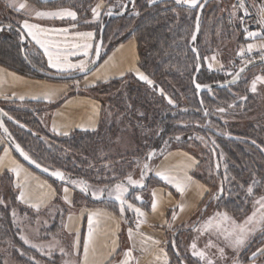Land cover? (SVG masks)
Returning <instances> with one entry per match:
<instances>
[{"label":"trees","instance_id":"obj_1","mask_svg":"<svg viewBox=\"0 0 264 264\" xmlns=\"http://www.w3.org/2000/svg\"><path fill=\"white\" fill-rule=\"evenodd\" d=\"M31 1L37 3L35 0ZM146 1L135 0L133 8L128 9L126 14L120 18L108 19L103 17V14L100 22L97 24V39L100 26L104 24V46L107 39L111 38L109 37V29L116 23L118 30L112 37V42L115 44L133 38L137 44L138 64L141 69L158 82L166 93L174 95L181 90L183 95L182 102H178L176 107H170L164 103V99L161 96L154 93L153 89L147 88L144 84H136L132 76H129L128 78L108 82L92 90V94L97 97L95 91L100 89V87H103V91L108 92V90H117L122 85L119 91L110 99V113L107 112L109 114H106V117L102 115V105L100 123L94 132H77L65 138L48 136V134L42 133L50 141H57V139L59 141L57 146L52 145V143L48 146L40 141L41 137L39 135L41 134L37 132L40 123L36 112L28 110L16 111L4 108L3 110L13 121H7L6 126L7 128L8 126L14 127L12 130L8 128L9 132L22 149L29 154L32 160L52 171H61L66 180L64 184H67L71 179H78L84 181L88 187L92 185L90 179L108 176L107 162L111 159L114 160L118 156L119 152L117 149L119 148H116V140L121 137H129L134 143L135 141H140L138 142L140 145H145V163L149 152H154L153 159H156L161 157L173 143L183 144L186 137L190 135L198 136L200 139L203 138L202 140L208 146L212 161L213 163L215 162L213 169L215 177L219 178L218 194L219 188L222 187L223 189L221 198L217 197L218 202L224 208L229 206V204H234L229 200L230 198L225 197L226 180L223 177L225 174H228V177L235 176L237 184L234 188L229 185L230 192L228 191V196L230 197L233 193L231 188L234 189L235 193H239L236 199V203L239 204L236 205L237 209L235 206V211L241 214L247 213L252 210V204L258 199L260 190L264 191V154L257 148V146H261L264 143V125L261 124V120L259 119H256L254 122L248 121L245 127H241L238 124H223L220 117L224 114L218 112L217 109L221 107L231 109L232 107L228 106L234 105L244 110L241 111L242 113L237 108L236 110H232L233 112H237V114L245 115L249 114V112L261 114L263 109L261 108L259 97L249 93L248 82H245L246 85L248 84L247 86L243 84L246 88L243 91H239L244 76L251 70L233 87L223 90H213L198 96L192 85L197 62L190 47V38L194 31L197 9L192 14H189L186 6H176L171 1L157 2L153 5L147 4ZM257 1L264 3V0ZM92 3L93 0H68L46 5L48 8L70 5L79 13L77 22L87 24L88 13ZM137 5H140L141 11L143 9L147 11L141 18L132 14ZM204 11L201 16L200 32L195 45L202 64V71L197 76L196 81L201 85L224 82L231 77L222 78L215 74H207L204 68L202 50H206L209 54L212 50L208 49L213 48H209L207 41L204 40L202 42L204 32L202 28L204 25L206 31L210 28H213V30L216 28L215 24H213V27L211 26L212 24L205 23L203 25ZM10 12L13 13L12 11ZM9 15L11 14L9 13ZM136 20L137 23L132 25ZM4 26H8L9 28L0 31V65L22 75L43 77L38 71L49 73L42 65L33 63L27 56V40L21 45L20 35L22 32L18 24L6 23ZM236 28L239 30L238 26ZM222 30L223 28H221ZM214 33L212 31L210 35L214 36ZM22 48L25 49L24 54L21 52ZM259 68L263 70L262 74L264 75V66H260ZM128 79L130 82L123 85L125 80L127 81ZM243 96L246 97L244 104L247 106H244L245 108L240 106V97ZM173 97L178 99L177 95ZM199 98L203 103L199 102ZM248 101H250V104ZM244 104L242 103V105ZM225 110L229 111L228 109ZM205 111H207V115H205ZM229 113L232 114L230 111ZM237 117L239 116L237 115ZM246 118L242 116V118L237 119L245 120ZM225 119L227 120L228 118ZM212 124L217 129L212 128ZM210 137H213L217 142L213 143ZM221 154L223 155L222 162L224 166L226 165L223 169L220 165L217 167ZM118 159L119 157L115 160ZM198 162L199 165L193 172L195 176H199L196 173L197 169L201 166L200 161ZM68 174H70L69 178L66 177ZM145 182L147 184V180ZM117 183L125 184V181L119 178L113 179L110 182H105L103 188L105 186L113 187ZM8 186L14 193L12 199L16 205L21 210L25 209L19 205L17 193L13 186V179L7 174L0 176V200H2L1 195L4 192H6L7 198L8 192H10V189L8 191ZM249 186L253 187V195L251 196L245 191ZM147 189L148 184L146 189H133L131 193L143 192ZM84 194L89 203H96L90 198L88 192ZM130 196L131 194L128 197ZM3 197L5 198V196ZM103 202H106L110 207L117 208L116 202L107 201L106 194L102 200H97V203ZM2 204L0 203V248L5 247L8 249H6L7 255L0 252V264L7 262L6 256L10 264L12 262L17 264H40L39 260L44 261L45 264H58V255L55 254L48 258H46L47 256L40 257V254L35 249L24 245L19 237L17 240L16 238H12L10 221L7 220L8 218H2L5 216V211H7L3 208ZM141 205L148 208L149 200ZM29 212L34 214L32 211ZM57 227V222H55L50 226L49 232H54ZM176 232L178 233V231ZM9 238H11V241L8 240ZM172 243L176 247L175 240ZM169 246L172 264L173 261H177L179 264L181 261L186 264H192L181 257L179 252L176 255L171 244ZM32 257L38 261H32ZM245 264H248V262Z\"/></svg>","mask_w":264,"mask_h":264},{"label":"crops","instance_id":"obj_2","mask_svg":"<svg viewBox=\"0 0 264 264\" xmlns=\"http://www.w3.org/2000/svg\"><path fill=\"white\" fill-rule=\"evenodd\" d=\"M35 1L37 3L31 0H0L8 8V11H12L19 16L17 24L27 40V56L33 63L42 65L50 74L66 76L80 73L76 69L58 71L50 68L44 50L28 36L26 31H23L21 25L23 21L27 20L29 23L37 24L41 28L68 29L64 35H56L54 32L49 35L52 39L59 40L62 43L66 37L68 44L91 42L93 47L89 49L88 57L82 55V50L80 54L68 56L69 63L88 60L90 64L97 42L96 23L101 20L105 11L109 12L111 8H107L103 0H93L88 13V23L81 24L77 22L79 13L72 6L48 8L46 5L68 0ZM21 3H24L26 7L17 11L16 8ZM10 4H14L15 7H10ZM97 5H99L98 8ZM93 8H97L99 12L96 17L93 16ZM64 9L74 11L76 19L73 20L71 17L37 18L35 16L36 11H60ZM77 32H92L94 36L91 41H86L76 37ZM249 43L256 45L253 49H257L261 44H264V41L258 40ZM60 50L64 51L63 48ZM101 55L102 58L98 66L92 72L71 80H53L46 77L22 75L0 65V108L8 109L14 106L36 112L39 123L42 124L48 134L58 138H65L77 132L89 133L96 131L100 123L102 104L92 94V90L108 82L121 80L128 76L140 80L138 73L142 72L138 67L137 44L133 38L115 44L112 40L110 42L106 41ZM203 63H205L204 67L207 69H209V63H211V70L221 66L217 57H215V60L210 57ZM263 85L264 83L261 86L263 87ZM65 132L68 135H64ZM4 141L0 133V157L4 158L3 162L0 163V176L7 174L12 177L13 186L18 196L20 189L16 187L17 177L10 169L14 168L16 164L22 166L24 171L21 172L19 180L27 183L28 202L17 199L19 205L34 212V214H46L49 211L50 215L47 219H44L47 220L49 225L57 222V229L59 228L64 236L70 238L75 264H80L83 260V242L89 232V213L97 214L94 217L93 238L89 251L90 264H124V262L126 264H171L169 252L171 236L176 234V231L182 225L188 223L196 215L197 208L207 193L202 184L192 179L186 191L181 195L175 187L164 182L155 174L157 171H165L177 178H183L185 173L188 176L192 175V171L197 165L195 158L182 151H173L162 155L158 158L159 160L156 158L158 162L150 163L149 170H146V173L156 181H160L162 185H155L150 187L149 190L136 193V196L141 197L140 201L131 200L128 195L133 189H146L147 186L144 180L142 181L144 185L142 189L139 186H134L132 189L129 188L128 183L124 184L129 189L125 194V199L132 203L134 207H140L145 216L138 218L134 209H128L127 205H125L122 216L118 201L106 197L107 201L116 202L118 207L115 209L108 206L106 202L97 203V200L100 199L92 197V191L100 188L91 185L88 187L90 198L96 202L89 203L85 197V192L80 189V180L71 179L67 184L56 183L53 180L52 182L51 179L34 172L23 164ZM6 147L8 148L7 154L4 152ZM72 181H77V183L73 184ZM65 188L68 189L67 193L64 191ZM154 191L157 199L155 212L151 207ZM66 195L68 197L67 201L64 199ZM147 198L149 200L148 208L141 205L147 202ZM31 204H39V208H33L30 206ZM181 204L184 205L182 211L179 207ZM173 212L176 214L175 219H173ZM138 219L142 221L139 228H137ZM130 228L132 229L131 238H129ZM77 239L79 243L74 247ZM154 241L158 243H154ZM129 250H131V255L126 257L125 253Z\"/></svg>","mask_w":264,"mask_h":264},{"label":"rangeland","instance_id":"obj_3","mask_svg":"<svg viewBox=\"0 0 264 264\" xmlns=\"http://www.w3.org/2000/svg\"><path fill=\"white\" fill-rule=\"evenodd\" d=\"M107 6V8H111V11L116 12L120 10L124 0H103ZM162 1H171L174 2V4L177 6L175 0H155L154 3L162 2ZM233 0H215L212 3H210L205 11H204V17H203V25L206 24H215L216 28L213 30V28L207 29L204 25L202 28L203 37L202 42L207 41L209 44V48L212 47L213 49L209 54L206 52V50H202V60L203 62L206 61L203 58L207 57V60L210 59V57H217L218 61H220L221 66L217 67L216 69H207L205 70L207 74H215L217 76H221L222 78L230 77L234 74L238 66H240L243 61L241 60V55H238V53L241 52V49H244V51L247 50V43L252 41H258L254 39H246L245 35L239 32V30L236 28L237 26V12L232 7ZM252 7L254 8L255 12L259 14V6L261 4H264L262 1L259 2L257 0H250ZM147 4L153 5L154 3H149V0L146 1ZM184 4H179L178 6H181ZM187 10H189V14H192L193 11H195L196 8H189L187 5ZM182 7V6H181ZM8 8L0 2V26H4L6 23L11 24H17L19 22V16L16 13H11L7 10ZM146 10L143 9L141 11L140 5L135 6V9L133 11L134 16L143 17L146 14ZM235 12V16L232 15V13ZM9 13L11 15H9ZM137 13H139L137 15ZM228 18H232L235 20V26H229L228 24ZM100 22V20H99ZM97 22L96 24H98ZM88 23V22H87ZM137 23V20L133 22L132 25H135ZM118 25L115 23L112 25V27L109 29V39H107V42H110L111 39L113 40L114 34L118 30ZM221 28L224 30L221 31ZM226 29V30H225ZM214 31V36L210 35V32ZM230 31V32H229ZM220 32H222L220 34ZM262 41V40H261ZM264 41V40H263ZM254 50V49H253ZM257 50L264 51V49L258 47ZM243 51V52H244ZM205 63H203L204 65ZM205 66V65H204ZM138 67L140 71H142L150 80L153 81L152 85L147 84L146 82H141L137 78H132L136 81V84H144L147 88L153 89L154 93L161 96L164 99V103L170 107H176L178 102L183 101V95L181 90L178 93H175L174 95L178 96V99L173 97L174 95L166 93L163 89V87L156 82L154 79H152L148 74H146L138 64ZM263 70L261 68H255L251 70L249 73H247L244 76L243 83L239 87V91H243L246 87V83L249 84V93L251 95H256L259 97V102L261 104V108L263 109L260 113H250L245 115L237 114V112H233L232 110H239L240 113L243 109L240 107H232L231 109H228L229 111H224L221 115L222 117V123L223 124H238L239 126H244L248 123V121L254 122L256 119L261 120V124L264 125V85L261 86L262 83H257V90L256 92L251 91V82L255 79L256 76H264L262 74ZM231 73V75H229ZM129 77V76H128ZM126 77V78H128ZM130 80H125V83L123 85H126V83H129ZM246 82V83H245ZM245 84V85H243ZM247 84V85H248ZM246 85V86H247ZM243 86V87H242ZM260 86V87H258ZM118 87V86H117ZM122 87L119 86L117 90H108V92L103 91V87L100 89H97L95 91V95L100 100L101 104L103 105V117H106V114H109L110 111V99L113 97V95L119 91V89ZM263 89V90H262ZM161 91L163 92V95L161 94ZM244 97V96H243ZM168 99H171L173 101L172 104L168 103ZM250 104V101H248ZM242 103H245V99L240 101V106L242 108H245L244 106H247L246 104L242 105ZM226 106V105H224ZM229 107V106H228ZM24 110L25 108H17V107H9L8 110ZM27 109V108H26ZM244 111V110H243ZM109 112V113H107ZM15 113V112H14ZM253 114V115H252ZM237 115L239 117H237ZM242 116L245 118V120H238L237 118H242ZM252 116V117H251ZM228 118L227 120L225 118ZM104 121V119H102ZM9 129H14V127L8 126ZM212 128L217 129L213 124ZM37 132H39L41 135H39L40 141L42 143H45L46 145H52L57 146L59 143L58 139L57 141L51 140L43 136L42 133L48 134V132L43 128L42 124L39 125V128L37 129ZM50 134H48L49 136ZM52 136V135H51ZM181 136V135H179ZM126 137V136H124ZM121 137L120 139L116 140L117 151L119 152L116 156L119 157L118 160H109L107 162V173L103 178H97V179H90L92 181V187L95 188H103L105 182H110L113 179H123L125 181V184H127V177L131 175L133 180H140V169L142 167V164L144 163L146 151H145V145H140V141H132L128 138ZM181 138V137H180ZM211 141L217 142L213 137H210ZM178 141V140H177ZM5 142V141H4ZM185 143L183 144H177L173 143L170 148L166 150V152L163 155H166L167 153L173 152V151H179V152H185L190 155H192L197 165L192 171V179L196 180L200 184H202L206 190L207 193L202 200V202L199 204L196 215L192 217V219L181 226V228L178 229V233L175 236H171L170 244L173 246L174 240L176 244V250L177 253L179 252L181 254V257L185 258L192 264H207L208 260L212 261V264H232L234 261H238V264H245L246 262L250 263H256V264H262L264 262V252H257L258 249H264V222L257 223L254 221L252 224L248 225V228L250 229L248 236L245 240V244L241 247L234 248L233 246H230L229 242L225 240L224 236L215 228V222L218 221L220 218L216 217V221H214V225L211 228H205L206 222L211 217H215V214L217 212L219 213H227L229 217L234 219L237 223H242L249 215L252 214L254 211V203L252 204V210L248 211L247 213H237L235 211V206L239 203H236V199L238 197L239 193H235L234 187L236 186V179L235 176H227L228 174H225L223 179L226 180V190H225V197L230 198L229 200L234 204H229L227 207H222L221 204L218 202V186H219V178L215 177L214 175V169L212 158L210 156V153L208 151V146L206 143L200 139L198 136L190 135L189 137L185 138ZM262 146V147H261ZM261 146H257V148L263 152L264 154V143H262ZM147 147V146H146ZM35 152V150L33 149ZM160 158V157H159ZM158 159V158H157ZM157 159H152L151 162H158ZM200 161V167L197 169L196 172L199 176H195L193 172L196 170V168L199 165ZM220 167L223 169L226 167L224 166V163L222 162V159H219ZM155 165V164H153ZM124 170V171H123ZM123 171V172H121ZM70 174L66 175L67 178H69ZM144 177L145 180H147L148 184V190L152 186H160L162 185L160 181H156L151 175L149 176L148 173H146ZM222 179V180H223ZM144 180V182H145ZM231 183H229L228 182ZM209 184H208V183ZM143 183V182H142ZM146 184V182H145ZM146 184V186H147ZM208 186H206V185ZM233 193L229 197L228 191L230 190V186ZM127 187V185H124ZM114 187V186H113ZM134 188V186L130 185L129 188ZM7 188V187H6ZM128 188V187H127ZM140 189H142L139 186ZM3 189V188H2ZM10 187L8 186V191ZM81 189V187H80ZM129 190V189H128ZM7 191V192H8ZM247 193V189L245 190ZM260 196L264 195V191L260 190ZM11 192V193H10ZM10 192H8V196L6 198V192L2 193L1 197L3 200V208L7 211H5V216L2 218H8L7 220L10 221V233L12 234V238L19 237L22 243L28 247H31L37 251L38 254H40V257H46L53 255L59 256L58 264H75L74 257L72 256V247H71V240L70 238H67L63 235L62 231L58 228L56 232H49V228L52 223L49 225L47 223V217L50 215L48 212L46 214L40 213V214H32L29 211L23 209L21 210L15 203V201L12 199L14 196V193L10 189ZM230 192V191H229ZM1 193V191H0ZM10 194V196H9ZM130 199H135L136 193H131ZM5 196V198L3 197ZM129 196V195H128ZM107 197V195H106ZM258 197V198H259ZM148 200V198H147ZM118 207V206H117ZM255 207H259L256 205ZM237 209V206H236ZM30 214H29V213ZM15 213V215H13ZM259 213H257L256 220H259ZM46 218V219H44ZM224 227L231 228V222H226L224 224ZM48 230V231H47ZM21 237H25L28 241V243H25V240ZM174 238V240H173ZM11 241V238L8 239ZM195 243L196 244V251H203L205 253V258L202 260L199 256L193 255V249L191 245ZM35 245V247L33 246ZM211 245V246H210ZM173 248V247H172ZM5 247L0 248V252L6 254ZM61 249L64 251L61 252ZM220 249H223V256L221 255ZM257 252V255L255 258L252 257V253ZM7 262L5 264H10V262L7 259V256L5 258ZM10 259V258H9ZM38 261L36 258L32 257V261ZM40 264H45L44 261L39 260ZM12 264H17L15 262H12ZM172 264V261H171ZM173 264H179L177 261H173Z\"/></svg>","mask_w":264,"mask_h":264},{"label":"snow or ice","instance_id":"obj_4","mask_svg":"<svg viewBox=\"0 0 264 264\" xmlns=\"http://www.w3.org/2000/svg\"><path fill=\"white\" fill-rule=\"evenodd\" d=\"M154 2H155V0H149V3H154ZM175 2L178 5L179 4L187 5L189 8L199 7L202 9L205 6V4L200 3L199 0H175ZM205 3H207V0H205ZM9 6L15 7L14 4H10ZM238 6L240 9L244 10L245 15H248V10L245 7L243 0H240V3ZM25 7H26V5L24 3H21V4H19V7L16 8V10L20 11L21 9H25ZM98 7H99V5H97V8ZM97 8L92 9L94 17L99 15ZM258 11H259L258 23L261 25V32H253V31H248L247 29H245L244 31L246 32V37H245L246 39L257 38V37L264 39V4H261L259 6ZM108 14H111V9H109ZM138 14L139 13H137V15ZM232 15L235 16V12H233ZM35 16L37 18L71 17L73 20L76 19V13L74 11H69L67 9L60 10V11H36ZM241 22H243V18H241ZM73 27H75V25H73ZM199 27H200L199 26V14H197L196 31H193L192 37H191V39L193 41L196 40L197 32L199 31ZM21 28L23 29V31L27 32L28 36H30L32 38V40H34L35 43L40 46V48H42L44 50V54L48 58V66L50 68L56 69L58 71H68L70 69H76L82 73L90 70L88 60H80L78 63H69L68 62V56L69 55L75 56L77 54H80L81 50H82V55L84 57H88L89 56V49H91L93 47V44L91 42L68 44L67 38L65 37V40L62 43L59 40L52 39L49 34L54 32V33H56V35H64L67 33L68 29L54 30V29L41 28L39 25L29 23L27 20L23 21ZM75 36L82 39V40L91 41L93 36H94V33H92V32H77L75 34ZM20 38H21V41H23V39H24L23 33H21ZM254 47H256V45L249 43L247 45V51L249 53H251ZM259 47L264 49V44H261ZM61 48L64 49L63 52L60 50ZM100 48H101L100 44L95 45V52H96L97 57L99 56ZM192 51H193V53H196V60H197L196 68L198 71L200 68V59L201 58L199 56V52H198L197 48L193 47ZM243 51H244V49H241V52L238 53V55L242 56ZM203 59L207 60V57H204ZM212 60H215V56L212 57ZM261 60L264 61V54L261 55ZM92 63H94V61H92ZM249 63H251V61H249ZM211 68H212V65H211V63H209V69L211 70ZM244 70H245V68L242 67L240 69V71L237 72L232 77L233 82L239 77L240 72H243ZM229 75H231V73H229ZM138 76H139L140 80L145 81L147 84H149V85L153 84V81L150 80L148 78V76H146L143 72H139ZM193 82L195 83L196 89L198 91L202 88L209 87L206 85H201L199 83H196L195 80ZM258 82L264 83V76H256L255 79L252 80V82H251V91L252 92H256ZM161 94L163 95L162 91H161ZM240 99L244 100V99H246V97H240ZM168 103L172 104L173 101L171 99H168ZM201 103H203V101ZM233 106L234 105H229V107H233ZM217 111L220 113H223L225 111V109L221 107V108H218ZM207 114H208L207 111H205V115H207ZM9 119H11V117H9ZM0 129H3L4 133L8 134V129L4 127L3 123H0ZM64 135H68V133L65 132ZM177 139H179V137H177ZM201 139H203V138H201ZM213 143H215V142L213 141ZM253 143H255V141H253ZM15 147H16V150L20 152V154L24 157L25 160L35 164L37 168L41 167V165L39 163H37L35 160H32V158L29 156V154L27 152H25L19 144H16ZM4 152H5V154L8 153L7 147L4 149ZM153 155H154V152H149L147 159L151 160L153 158ZM3 159H4L3 157H0V163L3 162ZM221 159H223L222 154H221ZM217 167H219V165H217ZM146 170H149V164L147 162H145L142 166L141 179L140 180H133L131 175H129L127 177L128 184L132 185V186H140L141 188L144 187L142 181L144 180V177L146 175ZM10 171L14 172L16 177H17L16 187L20 189L19 195L17 196V199L22 201V202H28V193L26 192L27 183H26V181H20L19 180L21 172L24 171V169L22 168L21 165L16 164V166L14 168H11ZM44 171H48V169L45 168ZM51 174L53 176L59 178L60 180L65 179L64 174L59 170L54 171ZM155 174L164 182L171 184L173 187H175L176 191L179 192L181 195H183V193L188 188L189 182L192 181V177L188 176L187 173L184 174L183 178H177L176 176L170 175V174L166 173L165 171H157ZM72 183L76 184L77 181H72ZM79 185L81 186V191H83L85 193L88 192V186L85 184L84 181H79ZM64 191H65V193H67L68 189L65 188ZM220 191L222 192L223 189L221 188ZM127 192H128V188L125 187L123 183H117L114 185V187L105 186V188H101L99 190H94V191H92L91 195L94 199H101L106 194L109 198H112V199L118 201L119 205H120V213L122 216H123V213L125 211V205H127L128 209H134L138 218L144 217L145 213L142 211V209L140 207H134V205L132 203H129L125 199V194ZM247 194L250 196L253 195V187L252 186H249L247 188ZM64 199L66 201L68 200L67 195L64 197ZM135 199L140 201L141 197L139 195H137L135 197ZM0 203H3V201L0 200ZM256 205H258L259 207H255ZM30 206L33 208H36V209L39 208V204H31ZM151 207H152V210L155 212L157 209V199H156L155 191L153 192V200H152ZM179 207L182 211L184 208V205L181 204ZM257 213L260 214L258 221L256 220ZM13 215H15V213H13ZM96 215H97L96 213H89V215H88L89 232H88V236L85 237L84 242H83L84 256H83V260L80 262V264H90L89 251H90V244H91V241L93 238L94 217H96ZM216 217H219L220 219L218 221H216ZM175 218H176V214H175V212H173V219H175ZM69 219H71V217H69ZM214 221H216L215 222V228L224 236L225 240L229 242L230 246H233L234 248H238V247L243 246L245 244V240H246L248 233L250 231V229L248 228V225L252 224L254 221H256L257 223L264 222V195L260 196L258 199H256L254 201V211L242 223H237L234 219L229 217L227 215V213L217 212L215 214V217L209 218V220L206 222L205 228L213 227ZM229 221L231 222V228L230 229L228 227H224V224L226 222H229ZM141 222L142 221H140L138 219L137 228H139ZM131 236H132V229L130 228L129 229V238H131ZM21 238L25 240V243H28V241L25 237H21ZM78 243H79V240L77 239L74 247L77 246ZM154 243H158V242L154 241ZM33 246L35 247V245H33ZM191 247L193 249V255L194 256H199L200 259H202V260L205 258V253L203 251H196V244L195 243H193L191 245ZM63 251L64 250L61 249V252H63ZM220 252H221V255L223 256L224 250L220 249ZM257 252H264V249H258ZM257 252L252 253L253 258H255V256L257 255ZM130 255H131V250H129L128 252L125 253L126 257L130 256ZM124 264H126V262H124ZM207 264H212V261L208 260ZM234 264H238V261H234Z\"/></svg>","mask_w":264,"mask_h":264},{"label":"water","instance_id":"obj_5","mask_svg":"<svg viewBox=\"0 0 264 264\" xmlns=\"http://www.w3.org/2000/svg\"><path fill=\"white\" fill-rule=\"evenodd\" d=\"M213 1L214 0H207V3H205V0H204L202 2V4H205V6L202 9L199 8V7L197 8V13H196V17H195L194 31H196L197 14H199V26H200V20H201V16H202L203 11L207 7V5H209ZM134 3H135V0H126L125 3L123 4L122 8L119 11H117V12L111 11V14H108L109 12H106V13H104L103 17L108 18V19H110V18H112V19L120 18V17H122V16H124L126 14V12H127L128 9H132L133 8ZM8 28H9L8 26H0V31H2L3 29H8ZM104 31H105V25L102 24L100 26L99 36H98V39H97V42H96V44H100L101 45L100 53H99V56L97 57L96 52H95V49H94V55H93V58H92V61H94V63H92V61L90 62V64H89V69L90 70L89 71L84 72V73L80 72V73L74 74V75H66V76H61V75H56V74H50V73H46V72H42V71H38V73L40 75H42L43 77H46V78H49V79H53V80H71V79H76L77 77H80V76H84V75L89 74L90 72H92L98 66V64L100 62L102 48H103V35H104ZM199 32H200V27H199V31L197 32V37H196V40L195 41H193L190 38V47H191V50L196 45ZM20 37H21V35H20ZM25 41H26L25 36H24L23 41H21V38H20L21 45H23L25 43ZM24 51H25V49L22 48L21 49V52L23 54H24ZM193 54L196 57V53H193ZM196 62H197V60H196ZM260 66H264V61H262L261 58H258V59H255V60H251V63H249V61H248L245 64H243L241 67H239L234 72V74L229 79H227L226 81L220 82V83L206 84V86H209V87L202 88V89H200L198 91L196 89L195 83L193 81L195 80V82L197 83V81H196L197 76L202 71V64H201V61H200V68H199L198 71H197V68H196L195 74H194L193 79H192V85H193V88L196 91V93H197L198 96H200L203 93H209V92H211L213 90L228 89L230 87L235 86L240 81V79L247 72H249L250 70H252L254 68L260 67ZM242 67H244L245 70L243 72H240L239 77L233 82L232 77L237 72H239ZM199 102L201 103V99L200 98H199ZM7 121L13 122L12 119H9V115L2 108H0V123H3V125H4L5 128H7V126H6V122ZM0 133L2 134L5 142L10 147V149L12 150V152L28 168H30L34 172H36V173H38V174H40V175H42V176H44L46 178H49V179H51V180H53V181H55L57 183L64 184L66 182L65 179L64 180H60L59 178L53 176L51 173L54 172V171H52L50 169H48V171H44L45 167L41 166V167L37 168L35 164H33V163L25 160L24 157L20 154V152L16 150L15 145L18 144V143L13 139V137H12L11 133L9 132V130H8V134H5L4 131H3V129H0ZM154 155H155V153H154ZM154 155H153V158H154ZM152 159L151 160H148L147 159L146 162L150 165V162L152 161ZM140 177H141V171H140ZM221 188L222 187L219 188L218 198H221V196H222V192L220 191ZM102 199L103 198H101L100 200H102ZM172 247H173V251L175 252V254L178 255L177 250H176L174 244H173ZM180 264H186V263H184L183 261H181ZM232 264H234V263H232ZM248 264H256V263H253L252 262V263H248ZM262 264H264V263H262Z\"/></svg>","mask_w":264,"mask_h":264},{"label":"built area","instance_id":"obj_6","mask_svg":"<svg viewBox=\"0 0 264 264\" xmlns=\"http://www.w3.org/2000/svg\"><path fill=\"white\" fill-rule=\"evenodd\" d=\"M202 1L204 0H199L200 3ZM243 2L245 4V7L248 10V15H245L244 10L239 8L238 5L240 3V0H233L232 2V7L237 12V26L239 28V31L245 36H246V32L244 31L245 29H247L248 31H253V32H261V25L258 23L259 14L255 12L250 0H243ZM241 18H243V22H241ZM228 24L229 26H232V27L235 26V20L232 18H228ZM251 39L264 40L259 37L251 38ZM262 54H264V51H260L257 49L252 50L251 53H249L246 50L243 52V55L241 56V60L243 61V63H245L250 60L261 58Z\"/></svg>","mask_w":264,"mask_h":264},{"label":"bare ground","instance_id":"obj_7","mask_svg":"<svg viewBox=\"0 0 264 264\" xmlns=\"http://www.w3.org/2000/svg\"><path fill=\"white\" fill-rule=\"evenodd\" d=\"M151 163V162H150Z\"/></svg>","mask_w":264,"mask_h":264}]
</instances>
